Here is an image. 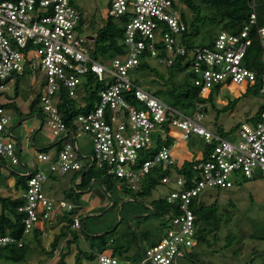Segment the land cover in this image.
Returning <instances> with one entry per match:
<instances>
[{
    "label": "built area",
    "instance_id": "2783aa9c",
    "mask_svg": "<svg viewBox=\"0 0 264 264\" xmlns=\"http://www.w3.org/2000/svg\"><path fill=\"white\" fill-rule=\"evenodd\" d=\"M182 7H186L182 0H111L109 15L125 21L123 44L127 50L104 64L92 55L95 36L81 32L86 23L73 0H0V98L9 83L27 68L35 73L42 71L46 84L39 98L47 124L55 136L68 137L70 127L59 107L62 94L78 98L83 79L90 75L105 82L96 103L74 119V131L89 135L93 141L94 152L88 157L91 166L124 179L130 189L137 190L152 169L176 165L171 146L163 144L154 149L153 135L158 132L166 136V125L179 130L183 139L197 135L210 145L207 158L193 163L195 174L163 178L166 186L176 188L165 197L178 207V213L163 216L167 231L158 243L144 250L140 264L176 263L184 248L193 246L198 227L193 203L206 189L232 187L239 173L245 178L259 173L264 179V105L257 121L243 123L237 138L231 140L202 123L206 113L201 101L196 102L191 115L169 105L131 77L130 72L139 68L143 58L167 66L181 61L183 66L189 65L186 70L191 72L201 97L209 96L221 83H257L264 94V25L258 24L256 12L240 32L221 30L213 45L191 47L182 39L187 30ZM254 35L263 50L257 70L246 62ZM89 102L86 100L85 105ZM10 126L11 116L0 101V161L7 158L11 164H18L20 155ZM37 158L48 167L27 175L25 201L19 207L24 214L23 236H0V248L22 246L40 222L51 220L54 212L76 207L45 192L51 173L82 170L76 141L65 140L55 159L46 151H38ZM72 228L81 230L79 216L74 218ZM64 264L81 263L68 260ZM92 264L123 262L105 250Z\"/></svg>",
    "mask_w": 264,
    "mask_h": 264
},
{
    "label": "rangeland",
    "instance_id": "374dc122",
    "mask_svg": "<svg viewBox=\"0 0 264 264\" xmlns=\"http://www.w3.org/2000/svg\"><path fill=\"white\" fill-rule=\"evenodd\" d=\"M73 2L81 12L83 22L86 23L81 29V32L85 35H94L97 28L104 24V21L110 17L109 10L111 7V0H73ZM180 10L181 12L188 11L189 15L192 14L189 9L186 10V7H182ZM205 35H207V33ZM203 37L204 34L201 33L196 38V43H205L207 40ZM148 62L151 64L152 68H138L130 72L131 77L136 79L148 90L153 92L162 88H169L170 85H173L171 84L172 80H170V77H173V82L177 84L183 83V81L188 79L191 82L190 84L194 85L192 74L189 70L176 73L175 69L161 64L153 58L148 59ZM166 80L170 83L168 84ZM45 84L46 77L42 71L39 70L35 73L27 68L18 81L19 95L16 96L14 86L7 90L9 95L16 98V104L18 106V113L10 111L9 114L11 116V123L17 124L19 120L25 119V117L28 116L27 109L29 103L31 108L32 103H34L30 111L32 113H37L44 121L37 141L39 142L42 136L49 140V143H53L57 137L47 124V113L39 98L43 93ZM220 85H215L209 96L202 97L205 101L202 103L206 113L202 123L210 129L222 134L224 137L234 140L237 138V130L243 123H254L257 121L259 112L264 105V94L261 93L257 83H243L240 85L221 83ZM182 91L184 94L189 93V90L185 87ZM98 93H96L93 100H89L84 98L86 92L79 88L78 104L83 107V110L92 107L98 99ZM178 93L179 90L175 89L173 95L163 93L159 97L169 105L183 110V106L179 102ZM35 98H38L37 101H34ZM86 100L90 101L89 106L85 105ZM185 110L191 115L195 112L194 107L190 109L186 108ZM36 120H38L36 117H29L17 126L15 131L20 132L21 130L24 132L25 129L29 128ZM32 134L34 133L28 135L30 147H34L35 142L31 137ZM19 135L24 142V134ZM192 137L193 138L188 140V152L193 151L198 153V151L203 148V140H200L201 138L196 135ZM194 138H196L195 142ZM78 141L85 155L93 154V141L89 135L80 133ZM4 161L7 163V166H10V168L17 173H20L19 170L23 168L21 164H11L7 158L4 159ZM82 161L85 164H89V159H82ZM92 169L102 177L109 176L97 165ZM12 177H14V173H11L8 169H4L3 173L0 174V193L2 195H9L10 192L16 190L15 185L12 184L14 180H12V182L10 180ZM111 178L116 184L111 190L113 197L117 200L116 205L111 207L112 200L110 196L102 189L100 184H97L96 186L105 193V196L108 197L107 200L111 203L103 210L104 213L100 216L87 217L83 232L87 235V233L94 234L100 230H112L123 218V222L120 224L118 230L113 232V236L117 241L126 243L128 237H122L123 233L127 232L129 225L126 210L128 208L131 209L130 207H134V210H140L143 215L148 214L149 210L147 211L144 205H140L134 201H128L125 210L121 211L120 214L121 202L127 199L129 196L126 195H130L133 191L128 187L124 179L113 176H111ZM235 179L236 182L232 187L206 189L201 194L200 203L206 204L207 206L212 204L216 205L218 217L221 221L220 227L217 230H213L212 222H210L211 219L198 226L193 246L184 248L186 252L185 256L178 257L177 262L172 264H264V179L259 173L255 174L252 178H245L239 173L235 176ZM66 182L67 180H64L63 184L66 185ZM118 184L121 185V188H117ZM71 186H73V184H71ZM168 192L169 188L166 185H161L153 191L150 198L145 199L143 202L145 204L151 199L165 197ZM70 201L73 202L74 199L72 198ZM1 210L2 205L0 202V213ZM67 211L69 212L70 210ZM67 217L70 218L71 216L68 214ZM135 224L140 230H150L152 238L154 239L160 238L167 231V222L164 220L163 215L160 214L148 215L143 218L139 224H137V222ZM135 224L133 225L135 226ZM69 234L75 236L76 231L71 229ZM36 236H34V234H29L26 237L28 246L27 257L24 261L16 263L12 260L2 258L0 264H61L58 262V258L55 257V255L53 256V254L49 255V253H46L52 248L48 240L52 238L53 232H50V235L49 233H47L46 236L42 235L44 239ZM83 240L80 239L79 241L77 239L76 242H78V244L88 242L87 240ZM63 242L64 240L62 243ZM145 246L147 247V243H145ZM82 257L83 256L80 258L83 259ZM143 258V253L140 255L134 253L131 254L130 260L121 259V261L123 264H140ZM149 264L154 263L151 261Z\"/></svg>",
    "mask_w": 264,
    "mask_h": 264
},
{
    "label": "trees",
    "instance_id": "16d2710c",
    "mask_svg": "<svg viewBox=\"0 0 264 264\" xmlns=\"http://www.w3.org/2000/svg\"><path fill=\"white\" fill-rule=\"evenodd\" d=\"M186 5V10H190L192 12L189 15L188 11H182L181 17L183 21L187 25V30L182 34L183 42H185L188 46H211L214 43L215 38L221 30H227L232 33L240 32L248 23L253 12H256L258 24L264 25V0H182ZM124 26L125 21L122 19H114L111 16L104 21L99 28H97L95 36V44L92 50V55L94 58L99 60L101 63L107 64L111 58H114L124 52H126V47L123 44L124 39ZM219 29V30H218ZM218 30V31H217ZM205 32V33H204ZM204 34L203 38H206V42L203 44L196 43V38L201 34ZM207 33V35H205ZM262 45L260 39L257 35H254L253 44L250 46L249 51L246 55V62L249 68L252 69H260L261 67V56H262ZM189 65L183 66L181 61L175 62L173 65L168 66L175 69L176 73L184 71L188 69ZM139 68H152L151 64L147 59H142V62ZM89 78L90 82L87 81ZM172 80L170 87L162 88L160 90H155L153 93L156 96H160L163 93H169L173 95L174 90L178 89V98L180 104L183 106L182 109L192 108L196 106V102L201 101L205 102L203 98L200 96L199 88L195 85L190 84L191 82L187 79L183 81V83H175L173 82V77H170ZM169 84L170 82L166 80ZM165 82V83H166ZM220 85V84H219ZM218 85V86H219ZM89 86V87H88ZM106 86L105 82L99 81L95 76L90 75L89 77H85L83 79L82 86L87 94L84 98L89 100H93L101 89ZM221 86V85H220ZM187 88L189 93L184 94L182 91L183 88ZM166 89V90H165ZM63 100L60 103V111L64 115V119L69 127H74V119L77 114L84 112L83 107L77 108L78 98L71 99L64 92ZM38 98H35L34 101H37ZM33 101V102H34ZM32 103V108H33ZM4 106V105H3ZM31 108V110H32ZM204 110V109H203ZM186 111V110H185ZM188 112V111H187ZM166 136H163L161 133L156 132L153 135L154 138V149H157L163 144H167L169 146L172 145L174 138L171 134L172 128L169 125H166ZM193 136V135H192ZM188 138L191 139L193 137ZM195 136V135H194ZM67 139L64 138V141ZM203 140V139H202ZM64 143V142H63ZM203 152L202 156L195 160H188L184 163H180L176 159V165L168 168H163L161 165L152 169L148 174H146L141 179L140 187L137 190H132L133 192L130 194L133 198L137 200L144 201L148 197H150L154 190H156L159 186L165 185L163 182V178L166 176H175V175H184L185 177H190L194 173L192 169V165L194 162L205 160L207 158L208 149H210V145H207L203 141ZM57 146H62V142H59ZM48 148H45L42 151H47ZM173 154V149H172ZM174 155V154H173ZM176 158V157H175ZM89 166V165H88ZM91 166L85 173L82 178L81 186H86L93 176L101 179L103 182L105 189L107 192L112 193V189L115 187V182L111 178V176L102 177L99 173L93 171V167ZM84 169H82L79 173H81ZM103 171V170H102ZM25 182L27 184L26 177H20L19 185L22 186V183ZM169 191L176 189L174 186H167ZM73 193V192H72ZM201 197H197L193 203V209L196 214V223L198 226L206 223L208 220L212 222V229L217 230L220 227V218L218 217V209L215 207L216 205H206L200 203ZM23 197L12 198L7 196H2L0 194V202L2 205V210L0 213V236L4 235H15L18 237L23 236L24 230V214L19 211V207L24 203ZM154 209L153 214L165 215L167 213H178V207L176 205L170 204L166 197L155 198L150 203ZM71 217L67 219L68 223L61 229V231L55 235L54 240L52 241V249L51 251H47L46 253H53L57 248L62 247V241L66 240L67 246H72L73 243H76L77 239L83 237L87 240L91 247V252L89 253V259L94 260L98 253L105 251L106 249H112L115 255H119L123 257H128L127 253L132 244H135V253L142 254L140 248V240L138 233L128 226L127 232L123 233L122 237L127 236L128 240L126 243H121L117 241V239L113 236V232L117 231L120 227V222L118 226L114 229V231H110L109 233L93 235L87 233V235L83 232V227L80 232L76 231L75 236H71L69 231L72 229V223L76 216L80 217L82 222V217L85 213L79 214V208H73L67 215ZM98 217V216H92ZM143 220V218H138L136 221ZM87 219L85 220V224ZM136 226V225H135ZM168 227V224L167 226ZM136 228L140 231L142 238L141 244L144 250L158 243L160 238L154 239L152 238L150 230H140L137 226ZM75 231V230H74ZM102 231V230H101ZM147 243V247L145 246ZM27 242L26 239L22 246L18 244L7 245L3 248H0V260L2 258H6L7 260H12L13 262L19 263L26 259L27 257ZM80 255L77 256L76 262L81 264H86L83 259L80 257L86 254L83 249L79 250ZM83 258V257H82ZM128 259V258H127ZM63 263V259L60 262Z\"/></svg>",
    "mask_w": 264,
    "mask_h": 264
},
{
    "label": "crops",
    "instance_id": "0c3cea01",
    "mask_svg": "<svg viewBox=\"0 0 264 264\" xmlns=\"http://www.w3.org/2000/svg\"><path fill=\"white\" fill-rule=\"evenodd\" d=\"M20 76L21 75L17 76L13 81H11L9 83V87H8V89H9L10 87L14 86L16 96L19 95L18 94V81L20 79ZM0 101L2 102V105H4V107L7 108L9 113H10V111H12V112L15 111L16 113H18V111H17L18 106L16 104V98L12 97V95H9L7 93V91L1 96ZM30 108L31 107H30V103H29L28 109H27L28 110V112H27L28 116L25 117V119L19 120V122L17 124L11 123V126H10L9 131L11 132L13 138L16 140L17 151L20 155V162L18 164H21L23 168H21L19 170L20 173H17L16 171L12 170L10 168V166H7V163H5L4 159H2L0 161V174L3 173L4 169H8L11 171V173H14V177L10 178V180H11V182H12V180H14L12 182V184L15 185V189H16L15 191L10 192L9 195H2L0 193L2 196L12 197V198L23 197V194L25 192L27 184L25 185V182H24V183H22V186L19 185L20 177L21 178L26 177V180H27V175L32 170L34 171L37 169H47V167H48L47 163L42 162L37 158V152L42 151L45 148H48L46 152L50 153L52 159H55V158H57L59 150H61V148L63 146L64 138H66L65 135L62 137L56 136L57 139H55L53 141V143L52 142L49 143V140H47L41 136L40 140L38 142L37 137L39 136V132L43 127L44 121L42 118H40V116L37 113H32L30 111ZM29 117H36L38 120H36V122L32 123V125L29 128H26L24 132L21 130H20V132H16L15 128L17 126H19L22 122H24L26 119H28ZM73 125H75V124H73ZM74 128H75V126L69 128L68 137L66 140H72L73 142L76 141V143L79 147L80 161L83 164L82 169H84V170L81 173H79L81 170H71V171H69L63 175L51 173L48 181L45 183V192H46L47 196L53 197L58 201L68 202V203H72V204L76 205V208H79V214L85 213L86 216H84L83 218H85V220H86L88 216H100L101 214H103L104 213L103 210L106 207H108L109 203H111V202H112L111 207H114L117 203V200H116V198L113 197L112 193H109L106 191L105 186H104L103 182L101 181V179H99L95 176H93L91 178V180L89 181V183L86 186H84V187L81 186L82 178L85 175V173L87 172V170L90 168V163L87 161L89 164H85V163H83L82 159L88 160V157L90 155H85L84 152L82 151L81 146H80L79 141H78V137H79L80 133L77 131H74ZM31 133H34L31 135L32 139L35 141L34 147H30V140H28V135ZM19 134H24L23 135V137H25L24 142L22 141L21 137H19L20 136ZM171 134L173 135V138H174V141H173L171 147L173 149V154L176 157L178 162L184 163L190 159L195 160V159L202 156V152H203L202 149L200 151H198V153H195L193 151L188 152V139H183L181 137V133L179 132V130L174 128L171 130ZM200 140H202V138ZM195 141H196V138H194V142ZM59 142H62V146H57V144ZM24 146H26V147H24ZM35 152H36V154H35ZM64 180H67L66 185L63 184ZM71 184H73V186H71ZM97 184H100L102 186V189L107 192V194L110 196V198L112 200L111 202H109L107 200L108 197L105 196V193L98 186H96ZM117 188H121V185L118 184ZM126 196H129V197L121 202L120 214H121V211L125 210L126 203L128 201H134L140 205H144L147 208V211L149 210V207H152V205L150 203L153 199L148 201V203L144 204V202L142 200H140V201H142L143 203L139 202L137 199L133 198L130 195H126ZM72 198L74 199L73 202L70 201ZM148 198H150V197H148ZM130 208L131 209L128 208L126 210L127 221L129 223L128 226H130L129 221L131 220V218L133 216H137V215L142 214L140 210H134V207L133 208L130 207ZM101 211H103V212H101ZM67 212H68L67 210L64 213L63 212H54L51 220L40 222L31 234H34V236L38 235L39 237H42V235L46 236L47 233H49V235H50V232H53L52 238L49 240L47 239L48 243L52 246V241L54 240L55 235L58 234L61 231V229L68 223L67 216H66ZM146 216H148V215H146ZM146 216L134 218L132 220V224H135L136 222H137V224H139L142 220H140V221L139 220L136 221V220L138 218H145ZM121 222H123V218H122ZM72 230H75V229L72 228ZM75 231L80 232V230H75ZM99 232H102V231L100 230ZM96 233H98V232H96ZM38 236H36V237H38ZM83 239L84 238L82 237L81 240H83ZM66 242L67 241L64 240L61 248H57L51 254L49 253V255H52V254H53V256L55 255V257L58 258L57 260L59 263L62 261V259H63L62 264H64L68 260L69 261H76L77 256L80 255V252H79L80 248L83 249L84 252H86V254L83 255V261L86 264H89V263L92 264L95 261V259L97 258L96 257L94 260L89 259L88 255L91 252V247H90L89 242H85L83 244H78V242H76V243H73V245L70 247L67 246ZM140 244H141V241H140ZM51 249H50V251H51ZM135 249H136L135 244H132L131 247L129 248L128 253H127L128 257L122 258V256H119V255H118V257L128 261V260H130L129 258H131V254L135 253ZM106 250L113 252L112 249H106ZM185 254H186V252H185V250H183L182 253L178 257L185 256ZM176 262H177V260H176Z\"/></svg>",
    "mask_w": 264,
    "mask_h": 264
},
{
    "label": "water",
    "instance_id": "95a60500",
    "mask_svg": "<svg viewBox=\"0 0 264 264\" xmlns=\"http://www.w3.org/2000/svg\"><path fill=\"white\" fill-rule=\"evenodd\" d=\"M1 159H3V158H1ZM138 201L141 202V203H143V202L140 201V200H138ZM153 213H154L153 208H152V207H149V213L146 214V215H152ZM146 215L140 214V215H137V216H133V217L131 218V220L129 221V222H130V226H131V228H133V229L138 233V236H139L140 241H141L142 235H141L140 231H139V230H138V229L132 224V220H133L134 218H136V217H141V216H146ZM120 222H121V220H120ZM117 226H118V225H117ZM117 226H116V227H117ZM116 227H115V228H116ZM83 228L85 229V218H83ZM115 228H113L112 230H108V231L98 232V233H95L94 235H99V234L109 233L110 231H113ZM140 247H141V251H142V253L144 254V248H143L142 244H140Z\"/></svg>",
    "mask_w": 264,
    "mask_h": 264
}]
</instances>
